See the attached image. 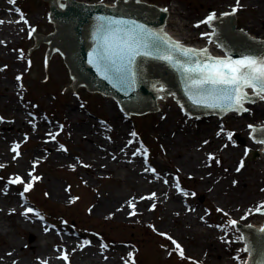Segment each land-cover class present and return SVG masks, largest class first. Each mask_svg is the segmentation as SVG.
<instances>
[{
    "label": "rangeland",
    "instance_id": "374dc122",
    "mask_svg": "<svg viewBox=\"0 0 264 264\" xmlns=\"http://www.w3.org/2000/svg\"><path fill=\"white\" fill-rule=\"evenodd\" d=\"M60 1L64 5L56 6L65 8L67 2L74 4L83 0ZM92 1L101 4L116 2V0ZM142 2L169 8L180 6L183 16L168 19V22L171 21L168 29L183 44L203 45L206 42L212 45V42L204 39L209 29L208 24L202 23L212 13L218 18L223 10L236 8L233 16L237 24L235 29L243 30L254 16V11L246 8L248 5L245 0H240L239 5L236 0L220 2L142 0ZM5 4L12 17H20L16 11L19 9V13L29 20L30 27L35 28L31 34L56 31L49 21L47 0H16L15 5L5 0ZM3 19L4 17L0 15V20ZM187 27L194 31L193 39L187 36L189 34ZM14 43L12 46L2 47L4 51L0 52V82L5 84L4 93L0 94V104L3 101L8 105L4 107L3 112L8 117L23 120L25 124L29 121L45 123L46 120L53 125V130L49 132L42 130L40 139L46 138L44 141L35 135L41 132V128L14 133L15 135L6 143L0 138V152L7 155L4 160L0 157V256L5 259H0V264H19L22 258L40 264L45 254L52 252L61 257L59 250L65 251L68 256L67 262L61 259L63 264H70L74 259L80 261V264H88L90 258L101 260L104 264H133V261L134 264H217L208 260L206 250L200 248L198 235L201 231L213 234L212 238L222 247L221 249L226 251L232 264H244L246 255L241 251L244 245L237 229L243 224L257 226L264 223L261 222L264 216L255 212L258 205L264 204V191H262L264 190V158L254 155L251 149L252 141L249 139V126H262L263 117L245 112L224 116L221 119H210V121L216 119L212 133L219 141V149H210L208 140L200 136L198 141L194 142V149L200 153L197 155L199 161L194 164V169L200 166V162H204L203 171L198 174L195 170H183L178 163L179 157H174L173 146L163 139L164 135L163 138L160 137V126L168 120L170 111L174 110V114L178 116L179 127L177 130L167 129L168 135L174 139L178 135L190 137V133L185 130L197 129L201 121H195L194 116L189 118L185 116H190L189 114L181 113L171 95L159 100V107L153 106L157 111L150 113V111L126 110V122H124L120 112L121 105L115 104L112 94L87 93L85 85L72 86L56 48H52L50 55L47 56V42L36 43L29 33L19 35ZM17 77L20 79L17 80ZM9 83H12L14 88L7 95ZM107 101L112 103L114 111L122 121L121 125L127 126L119 146V153H122L124 159L126 158L125 164L132 167L136 163V172L144 173V177L163 187L162 193L149 188L130 192L122 169L106 170L104 166H100L95 174H90L87 170L93 167L92 161H95L94 158L99 153L88 152L84 145L78 146L77 140L67 134L69 122L66 110L69 105L73 106L82 116V122L87 119L90 129L97 126L103 130L101 139L110 143L114 141L117 132L110 131L106 126V124L111 125L112 122ZM259 104H246L245 107L255 106L256 109ZM244 115L247 117H243ZM36 116L39 120H35ZM69 121L75 122V119ZM237 121L241 122L239 126L236 124ZM189 123L192 124L191 128H187ZM205 124L209 123L205 122ZM133 132L136 133L135 137L131 135ZM229 133L232 134L231 140L228 138ZM38 142V145L43 142L50 143L62 152L59 153L61 155L67 153L66 160L46 155L44 160L36 162L31 157V152ZM87 142L84 141L83 144ZM17 145H19L17 149L19 155L13 151ZM235 148L239 149L238 155L231 158L221 155L224 150ZM185 149H182L183 154ZM134 153H139L136 155L140 156V160L147 157L145 167L147 171L142 168L139 160L128 162L129 156ZM75 156L78 159H75ZM22 159L26 171L18 169L17 164ZM151 166L160 173L158 178L145 174H152L149 172L152 170ZM252 176H255L257 181L252 182ZM17 177L33 185L30 191L24 192L23 184L9 183ZM34 177L39 179H33ZM206 180L209 182L206 183ZM177 182L181 185L182 192L177 191L175 186ZM51 188L59 191L61 197H53ZM119 189L127 194H124L117 203L131 201L136 208L126 209L117 214L102 212L95 215L94 211L98 207L95 199H106L113 192L117 193ZM239 189L248 190L250 193L255 191L258 196L247 197L243 202L230 197L232 192H240ZM6 191L15 194L9 196ZM201 191L203 195L200 194ZM148 192L151 197L153 193L155 194L153 199H142L148 197ZM21 193H26L25 201L33 205L39 211V215H44L46 220L48 219L47 222L53 223L55 227L39 221V215L17 212V209H26L20 208L18 204L22 199ZM137 200L145 201L141 212L138 210L140 206L137 205ZM5 201L9 205H6ZM217 209H222L223 212ZM250 209L253 211L250 212ZM131 210H134L136 215H130ZM225 212L228 213L227 216L224 215ZM189 216H196V221L200 223L196 228L198 231L196 235L192 234L196 225L193 227L192 224L185 223L186 217ZM244 216L248 218L241 219ZM26 217L31 218L32 221L25 220ZM62 220L67 224L61 225ZM230 220H236L239 226L232 228L229 224ZM68 227L70 231L67 230ZM47 228L58 230L61 232V237L52 233L46 234ZM181 229L184 230L183 234ZM160 233H165L174 239L183 248L185 258L182 259L171 240L161 236ZM74 235L81 238L80 243L79 240L72 238ZM35 246L38 249L34 250ZM83 249L85 250L82 253L86 251L87 258L80 260L76 254L82 255Z\"/></svg>",
    "mask_w": 264,
    "mask_h": 264
},
{
    "label": "bare ground",
    "instance_id": "6f19581e",
    "mask_svg": "<svg viewBox=\"0 0 264 264\" xmlns=\"http://www.w3.org/2000/svg\"><path fill=\"white\" fill-rule=\"evenodd\" d=\"M118 1H123V0H118ZM217 1L220 2L221 0H217ZM245 1H246V4L248 5V7H246V8L252 9L254 11V14H253L254 16H253L252 20L245 25L244 30L239 28L241 30V34L264 41V1H262V0H245ZM136 2H137V0H136ZM97 3H98L97 1L95 2L92 0L91 1L83 0V1L74 2V4H77V5H87V6H93V7L119 6L117 2L115 3V1L111 2V3L105 2L103 4H97ZM139 3H142V0H139V2H137V4H139ZM59 4L62 5L63 2H61L60 0H57L56 5H59ZM159 7H160V8H158L159 10H162V11L167 13V14H165L166 15V19H165L166 24H164L166 33L170 37H172L174 40L180 41L179 38L168 29V25L171 22V21L168 22L169 21L168 19H171L175 16L176 17H180V16L182 17L183 16L182 11L180 10L181 9L180 6H176V7L174 6L172 8L163 7V6H159ZM226 8H229V7H226ZM232 8L233 7H230V10L229 9L223 10V12L221 13L222 18L220 19V17H218V18L216 17L215 21H220V20L228 17V16H224L223 14L230 12L232 10ZM165 9H166V11H165ZM0 15L4 17V19H3L4 23L0 24V38H1L0 39V52H2V51H4L2 47L10 46V45L12 46L13 43L16 41V38L19 37V35H25V34L29 33L30 30L32 28H34V26L30 27L29 20L26 17H25V19L28 21L27 25H24L22 22L17 23L16 21L20 20V17L14 18L11 16L10 11L6 8L5 0H0ZM172 23H174V21ZM234 27H235V25H232V29H235ZM187 29L189 32V34L187 36H189L190 39H193L194 38V31L192 30V28H189V27H187ZM236 29H238V28H236ZM242 30L244 31L243 33H242ZM206 34H207L206 38H204L205 40L208 39L210 41L211 37H209V38H207V37L212 36V35H213L212 39H214V32H213L212 27H209ZM260 34H262V35L260 36ZM185 45H187L189 47H194L196 49L207 48L209 50V52L215 57H225V55H226L224 50H215V43H212V45H208L206 42L203 45H201V44H185ZM5 49H7V48H5ZM4 87H5V84H2L0 82V94L4 93ZM13 88H14V86L12 85V83H9L8 84V91L6 92L7 95H9L12 92L11 90H13ZM246 91L249 92V95L252 94L250 89H248ZM112 97H114V96H112ZM10 104H12V103H10ZM106 105H107V108L109 109V114H110L111 121H112L111 125L106 124V126L109 128L110 131L113 130V131L117 132V133H115L114 141H112L110 143L103 141L101 139L103 134H104L103 130L99 129L97 126H94L92 129H90L89 126L87 125V119H84V122H82V120H83V118H81L82 116H80L78 114L79 113L78 110H76L73 106L69 105L70 107H68V109L66 110V114H68L67 121L69 122L68 129L66 130L67 134H70L71 138H74L77 140L78 146L81 147V145H84V147L87 149L88 152H90V153L93 152L95 154H97V152L99 153L94 158L95 161H92L93 167L87 168V170L90 172V174H95L99 171L100 166H104V168L106 170H114L115 171L118 169H122V170H124V175H125L124 180L128 181L130 192L132 190L135 192H138L144 188L145 189L149 188L150 190H156V191L162 193L164 191L163 187H160L159 185H157V183L155 181L144 177L143 176L144 173L136 172V167H137L136 163H134V165L132 167H129L127 164H125L126 158L124 159V156L122 155V153H119V146L122 143V139L124 138V134L126 133V127L127 126L121 125L122 121H121V119H119L117 113L114 111L112 103L110 101H107ZM155 105H157L159 107V102L155 101V98H154V100L152 101V108ZM6 106L8 107V105H6L5 102L2 101V104H0V112H2L4 115H2V113H1L0 138L3 139L4 143H6L8 141V139H11L10 137H13L15 135L14 133H19V131H25V130L32 131L35 128H38V129L41 128L40 129L41 132L35 133L36 137L40 139V138H42V134H43L42 130H44L45 132H49V131L53 130V125L50 124L49 122H47L46 120H45V123H42L41 121H39V122L32 121L31 122L28 120L29 122H26L27 124H25L24 121L21 119L16 120L12 116L8 117L3 112L4 107H6ZM12 106H13V104H12ZM254 108H255V106L248 108L249 111L247 112V114L248 113H254L255 116L264 118V105L259 104L256 109H254ZM147 112H149V111H147ZM174 113H175L174 110L170 111V115H169L168 120L160 126V132H161L160 137L163 138L162 136L164 135L165 137L163 139L165 141H167L170 145L173 146L174 152H175L174 157H179L178 163L182 166L181 169H183V170H185V169L195 170V171H198L196 173L199 174L203 171L204 162L203 163L200 162V166L197 167V169H194V164L199 161V158L197 155H200V153L194 149L195 148L194 142L198 141L200 136H203L204 138H206V140H208L210 149H214V148L219 149V147H218L219 141H217L213 137V133H212L214 131L213 129L216 125V121H210V119H207V121L201 120V123L199 124L197 129H195V130L190 129V131L188 129L185 130L186 132L190 133L189 134L190 137L178 135L177 137L172 139L168 135L167 129L171 128L173 130H177L179 127V125L177 123L178 116H176ZM176 117H177V119H175ZM243 117L246 118L247 115H244ZM69 119L70 120L75 119V122H70ZM35 120H39V117L36 116ZM179 120H180V118H179ZM175 121H176V124H174ZM205 122L209 123V124H205ZM240 123H241L240 121H237L236 124L239 126ZM191 125L192 124L189 123L187 125V128H191L190 127ZM44 135H46V134H44ZM117 135H118V137H117ZM49 136H47V137H49ZM45 139L46 138L40 139V140L44 141ZM87 140H88V142H87ZM84 141L87 143L83 144ZM38 144H39V142L37 143V146L34 147L33 151L31 152V157L33 159H35L36 162L44 160L46 158V155L57 156V157H60L62 160H66L65 156L67 157V153H63L62 155L59 154L62 152L61 151L59 152V150L57 148H55L54 146H52L50 143L43 142V144H40V145H38ZM182 149H185L184 154L182 152ZM251 149L253 150V152L257 153L259 155V157L264 158V146L262 144L252 143ZM40 153H42V155H40ZM238 154H239V149L235 148V149L224 150L223 154H221V155H224V156L231 158V156L234 157ZM5 155L6 154H2L0 152V157H2L3 160L7 157V155L6 156ZM75 159H78V157L75 156ZM138 160H139V162L141 161V166L145 170V167L147 166V164L145 163V158H143V160H140L139 155L129 156L128 162L133 163L134 161L137 162ZM17 166H18V169L20 168V169H22V171H26V169L23 167L24 166V160L23 159H22V161L18 162ZM149 172L152 174H149V173H145V174H147L149 176L152 175L155 178H158L160 175V173L158 171H156L155 167H152V170ZM229 174H230V172H229ZM139 178H140V180H139ZM36 179H39V178H36ZM136 179H138V180L136 181ZM251 180H252V182L257 181V180H255V176H252ZM146 181H149V183L146 184L147 183ZM207 182H209V181L206 180V183ZM53 188L57 189L56 187H53ZM239 190H240V192H235V191L232 192V194H230V197L234 198L237 201L243 202L247 197H250V196L254 197L255 195L258 196V194L255 191L253 193H250V192H248V190H245V189L242 191H241V189H239ZM6 194L9 196H14L15 192L6 191ZM124 194H127V193L124 190L119 189V190H117V193L113 192L106 199H95V202L97 203L98 207L94 211V214L99 215L102 212H104V213L114 212L117 214V213H121V212L125 211L126 209H133L129 206V203H127L125 201H121L120 203H117L118 200H120V198L124 197ZM200 194L203 195V191H201ZM216 195H219V193H216ZM52 196L55 198L61 197L60 192L55 191L54 189H52ZM147 196L151 197L149 192H148ZM151 199H153V197ZM218 199H220V197H218ZM144 202L137 200V205L140 206V209H138L139 211L142 210V208L144 206ZM175 202H177L176 198H175ZM223 203H225V202L223 201ZM5 204L9 205V203L7 201H5ZM18 204H20V208L21 207H25V208H32L33 207V205L26 202L23 198L18 201ZM20 211L26 212L27 209H23V208L17 209V212H20ZM131 211H133V210H131ZM26 219H29L30 222L32 221V219L29 217H26L25 220ZM196 219H197L196 216H193V217L189 216V217H186V222H185V223L188 222V223L192 224L193 227L196 225V227L192 231L193 235H196L198 233L196 228L198 225H200V223L198 221H196ZM261 222H264V218L261 220ZM66 224L67 223L64 222L63 220L61 221V225H66ZM261 224H259L257 226H261ZM67 230L70 231V228L68 227ZM182 232H184L183 229H181V234H183ZM49 233H52V234H55V235H58L61 237V232H59L56 229L47 228L46 234H49ZM198 236H199L198 241L200 244V248H203L204 250H206V252H207L206 256H207L208 260L212 261V263L215 262L217 264H232V261L230 260V258L227 257L226 251L221 249L222 247L216 243L214 238H212L213 234L211 232L201 231V232H199ZM70 238H71V236H70ZM72 238L79 240L78 242L80 243L81 238H79L78 236L74 235ZM35 249H38V248L35 246L34 250ZM84 250L85 249H83L81 251V253ZM85 252L82 253V255L76 254V257H78V259H80V260L87 258L86 257L87 255ZM58 253L61 256L66 254L65 251H61V250H59ZM53 256H55V257H53ZM6 258H9V256H6ZM184 258H185V255H184ZM0 259H2V256H0ZM45 259H48V260L45 261ZM2 260H5V259H2ZM24 263L34 264L31 259L25 260L22 258L21 261L19 262V264H24ZM87 263L88 264H104L101 262V260L99 261V260H94L91 258L87 261ZM113 263H114V261H113ZM40 264H63V262L61 261V258H59L57 255H55L51 252L49 254H45V257L40 261ZM70 264H80V261H77V259H74L73 261L70 262Z\"/></svg>",
    "mask_w": 264,
    "mask_h": 264
},
{
    "label": "snow or ice",
    "instance_id": "6c2138e0",
    "mask_svg": "<svg viewBox=\"0 0 264 264\" xmlns=\"http://www.w3.org/2000/svg\"><path fill=\"white\" fill-rule=\"evenodd\" d=\"M239 2L240 0H236L237 5H239ZM9 3L15 5L16 0H9ZM236 10V8H233L232 13H224L223 15H234ZM16 11L20 15V20L16 22L27 25L28 21L23 14L19 13V9H16ZM96 19L97 24L93 32L94 47L89 53L88 62L103 79L111 82L113 87H116L119 91L127 93L134 90L137 80L142 76L140 66L146 58H151L165 62L179 74L184 92L194 106L219 110L224 113H245L249 111L245 104L255 102L250 97L249 92L246 91L248 89L255 97L264 100V54L259 56L242 54L239 58L234 59L226 53L223 58L214 57L207 48H187L171 40L166 35L149 30L135 20L106 16H100ZM215 20L216 14L212 13L202 23L213 27ZM3 23L4 21L0 20V24ZM34 31L35 29L32 28L29 36ZM210 42L214 43V41ZM19 79L20 77H17V80ZM131 135L135 137L136 133L133 132ZM228 138L229 140L232 139L231 133L228 134ZM256 142L264 144V139H257ZM18 148L19 145L15 146L13 151L17 152ZM136 154L139 153H134V155ZM17 155H19L18 152ZM145 163H147L146 156ZM239 170L238 168L237 171ZM9 183L23 184L24 192L30 191L31 188V184L25 183L20 177L10 180ZM176 187L179 188L178 182ZM152 195L155 196L154 193ZM151 198L142 197V199ZM129 206L135 209V205L131 201H129ZM262 209H264V204L258 205L255 212L264 216V210ZM31 211V208L27 209L25 215ZM217 211L223 212L222 209H217ZM249 211L253 210L250 209ZM130 215L134 216L136 212L133 210ZM224 215L227 216L228 213L225 212ZM247 218V216H244L241 219L246 220ZM229 224L232 228L237 227L236 220H230ZM251 227L252 225L249 224L248 228ZM259 231L264 233V227ZM160 235L171 240L183 259V248L167 234L160 233ZM241 251L249 255L253 253L247 242H245V247ZM262 256H264V253H262ZM59 258L65 260V262L68 261L67 254ZM129 258L131 259V254H129ZM236 259H240V257H236ZM245 264H247L246 261ZM258 264H264V258Z\"/></svg>",
    "mask_w": 264,
    "mask_h": 264
},
{
    "label": "water",
    "instance_id": "95a60500",
    "mask_svg": "<svg viewBox=\"0 0 264 264\" xmlns=\"http://www.w3.org/2000/svg\"><path fill=\"white\" fill-rule=\"evenodd\" d=\"M47 2L49 18L51 15L52 24L56 31L31 35H33L32 37L36 43L47 42V56L50 55L52 48L57 49L73 87L85 85L87 93L112 94L115 104L121 105L120 112L124 122H126V110L152 112L155 109L157 111V108H152V99L157 96L154 93L153 87L158 83L164 86L163 92L175 94L184 108L189 112H205L202 113V119L198 120L195 118V121L212 119L213 114L208 112V110L212 109L194 106L184 92L179 74L163 61L146 58L140 66L142 76L137 80L134 90L127 93L113 87V84L103 79L88 62L89 53L94 47L93 32L97 24V17L106 16L124 20H135L149 30L163 34L161 32V23L164 18L162 13L146 6L128 3L134 2L137 4L136 0H130L127 4H124V1L117 0L119 6L103 7L77 5L67 2L64 9L56 6L57 0H47ZM52 4L54 11L52 10ZM105 8H117V10H107ZM232 25L237 24L234 18L229 16L214 22L212 29L214 33L216 32L217 40L221 43L215 42V50H224L225 53L231 55L234 59L239 58L242 54H254L257 56L264 54L263 40L242 35L241 30L232 29ZM220 45L222 46L221 49ZM171 96L177 105L176 98L173 95ZM180 112L184 113L181 110ZM235 114L237 113L223 116ZM254 138L256 140L264 139V128H257ZM246 231H248L249 235L248 237L246 236V240L243 237L241 241L244 247L245 242H247L248 246L253 250L248 264H258L264 258L262 256V253H264V233L249 229ZM237 232L241 238L243 235L241 227H238Z\"/></svg>",
    "mask_w": 264,
    "mask_h": 264
}]
</instances>
